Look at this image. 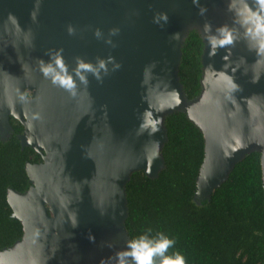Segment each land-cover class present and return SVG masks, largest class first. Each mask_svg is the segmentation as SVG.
<instances>
[{
    "label": "water",
    "instance_id": "95a60500",
    "mask_svg": "<svg viewBox=\"0 0 264 264\" xmlns=\"http://www.w3.org/2000/svg\"><path fill=\"white\" fill-rule=\"evenodd\" d=\"M183 3L184 0H0V27L23 20L28 29L17 53L6 65L7 86L19 102L20 94L25 95L29 88L44 95L42 102L32 100L27 104L42 119L27 117L25 122L21 119L25 125L22 142L44 153L43 161L27 166L32 182L27 191L30 197L20 200V195L11 198L9 194V200L24 233L26 222L20 216L25 209L31 208L34 215L41 213L37 227L39 239L55 231L63 217H69V234L60 242L67 254V264H83L86 253L95 254L101 248L108 251L112 243L121 251L125 249L124 241H129L123 227L127 211L125 193L122 220L125 238L116 232L114 239L110 228L108 233L104 231L97 206L110 202L115 187L124 178L126 182L133 171L144 170L155 176L154 172L161 166V161H155L147 153L150 140L147 116L149 107L154 102L165 101L169 93L164 62L173 43L175 12ZM200 3L207 8L205 15L216 36L217 29L226 26L235 44L220 47L211 56L217 77L215 93L219 109L215 119L219 124V154L217 162L206 164L205 160L198 187L203 178L209 179L210 172L217 171L216 177L221 178L219 161L246 136L255 119L264 121V50L260 49L264 34L254 35V13L259 11L258 7L253 0H200ZM158 12L168 16L163 27L153 23V15ZM68 25L74 26L75 35L68 34ZM97 27L103 37H107L110 28H120L119 35L112 37L115 48L94 36ZM58 49H63L70 71L76 66L77 56L95 62L96 57L112 55L122 67L105 76L102 84L89 76L87 89L81 86L78 95L71 97L40 71V61L49 63L48 52ZM204 77L205 74L203 90ZM233 85L240 90H234ZM10 116L6 118L9 126ZM28 124L27 143L24 138ZM163 131L164 144V125ZM47 209L52 210L51 215ZM90 235L95 242L90 241ZM21 242L0 254L6 253L8 261H15L18 248L9 250ZM27 246L28 243L24 248ZM51 251L55 248H50Z\"/></svg>",
    "mask_w": 264,
    "mask_h": 264
},
{
    "label": "trees",
    "instance_id": "16d2710c",
    "mask_svg": "<svg viewBox=\"0 0 264 264\" xmlns=\"http://www.w3.org/2000/svg\"><path fill=\"white\" fill-rule=\"evenodd\" d=\"M205 42L190 30L181 47L177 77L188 101L203 91ZM11 131L0 134V252L23 240L24 226L14 216L9 191L26 193L28 164L43 154L25 145V125L9 117ZM163 168L155 175L131 173L124 185L128 240L163 233L175 240L168 254L179 252L186 264H264V164L260 151L238 160L201 204L198 181L206 160L203 130L183 110L164 118ZM149 229L151 230L149 232Z\"/></svg>",
    "mask_w": 264,
    "mask_h": 264
},
{
    "label": "rangeland",
    "instance_id": "374dc122",
    "mask_svg": "<svg viewBox=\"0 0 264 264\" xmlns=\"http://www.w3.org/2000/svg\"><path fill=\"white\" fill-rule=\"evenodd\" d=\"M206 24L211 25L210 32L206 31ZM172 28L175 36L173 35L170 54L164 62L169 93L165 101L154 102L149 107L147 116V124L150 132V140L146 145L147 153L151 158H156L155 161H161L159 169L163 166L161 158V148L164 141L163 119L167 113L173 110H183L187 112L203 130L206 140V164H209V161L217 162L219 154V124L215 119L219 109V103L215 93L217 77L213 71L211 63L212 40L217 38L214 27L206 15H198L197 8L193 5L192 0H184L183 5L175 12ZM190 28L191 30L200 33L205 42V52L203 56L205 88L202 91V94L196 99L188 101V99H184L181 93L176 76V66L179 60L183 39ZM27 33L28 29L23 20L14 21L4 27H0V134L3 135V137L8 136L11 131L6 120L7 116L12 115L17 117L18 120L23 118L24 122L27 121V117H33V113L36 111V109L27 105L28 101L33 100L37 103L42 102L44 96L40 90L39 92L34 93V90L29 88L25 91L27 101L25 103L21 101L19 102L9 90L5 80L6 65L17 53L19 46L26 38ZM219 50L220 48H216L215 52L217 53ZM29 124L26 126L27 131L24 138V141L27 139V143L29 139ZM251 124L252 125L246 136L236 145L234 144L235 146L233 150H231L223 160L219 161L218 165L222 177H216L217 171L210 172L209 179L203 178L201 181L196 197V202L198 204H201L202 201L207 198L208 194L211 193L215 182L216 185L221 183L231 170V167L247 153L253 150L260 151L263 156L264 164V121L257 118ZM159 169L154 172V175L157 174ZM215 179L219 180L215 181ZM124 182L125 178L119 186L115 187L110 202L101 203V205L99 204L97 206L102 228L106 233H108L110 228V234L114 239L116 237V232L122 234L124 237L122 229V220L125 214L123 192ZM9 194L11 198L13 195H20V200L30 197L28 195L29 192L17 193L15 191H10ZM30 203L33 205L34 201L31 200ZM13 209L15 211L14 207ZM29 209L31 210V208ZM30 210L28 211L25 209L20 216L26 222L25 236L21 245H17L15 248L9 250L16 251L18 248L16 253H19V256H17L15 261L12 262L11 260H7L6 253H2L0 254V264H67V254L62 249L64 246L60 242L69 234V217H63L55 231H51L44 238L39 239L37 227L39 226L38 220L41 213L38 212V214L34 215ZM51 211L50 209H47L49 215H51ZM26 243H28V246L24 248ZM124 243L125 247L126 242L124 241ZM53 247L55 248V251L50 252V248ZM101 249L102 251L96 250L95 254L86 253L84 255L83 264H85L86 259L88 260L87 264H117L115 256L119 250H117L115 244L112 243L108 251L107 248Z\"/></svg>",
    "mask_w": 264,
    "mask_h": 264
},
{
    "label": "clouds",
    "instance_id": "9594fccd",
    "mask_svg": "<svg viewBox=\"0 0 264 264\" xmlns=\"http://www.w3.org/2000/svg\"><path fill=\"white\" fill-rule=\"evenodd\" d=\"M192 3L198 9V15L204 16L206 14L207 8L201 5L200 0H192ZM253 4L259 9L257 13H254V35L261 37L264 34V15L260 14L264 13V0H253ZM152 20L153 23L163 27L168 22V16L166 13L158 12L154 13ZM205 27L206 31H211L210 24H206ZM88 28H91V26H88ZM67 31L69 35L76 34V29L72 25H68ZM119 33V27L110 28L107 37H103V32L99 27L93 30V34L97 39L103 38L104 43L110 45L112 48L117 46L112 37L119 35ZM217 34V38L212 40L211 55L216 54V48H227L235 44L233 35L228 31L226 26L219 27ZM260 49L264 50V40L260 42ZM48 55L50 58L49 63L40 61L41 73L53 85L62 88L71 97L78 95L81 86L87 89L91 82L89 76L94 78L97 83L102 84L105 76H109L122 67L121 63L112 55H108L106 58L96 57L95 62L77 56L74 58L76 66L70 71L69 65L63 58V49L50 50ZM109 65H111V68ZM233 88L236 91L240 90L236 85H233ZM19 100L24 102L26 100L25 95L20 94ZM32 118L40 120L42 116L39 113H34ZM89 239L91 242H95L94 236L90 235ZM174 245L175 240L163 233H157L155 237L144 234L127 241L125 249L118 251L115 259L117 264H186L184 256L179 252L168 254L169 249L173 248Z\"/></svg>",
    "mask_w": 264,
    "mask_h": 264
}]
</instances>
